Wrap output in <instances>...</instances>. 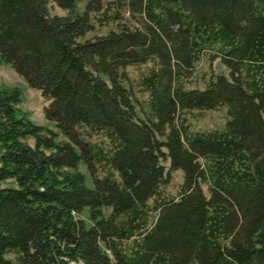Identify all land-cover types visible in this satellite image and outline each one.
Masks as SVG:
<instances>
[{"label": "trees", "instance_id": "obj_1", "mask_svg": "<svg viewBox=\"0 0 264 264\" xmlns=\"http://www.w3.org/2000/svg\"><path fill=\"white\" fill-rule=\"evenodd\" d=\"M78 1L0 0V59L48 99L57 128L0 86V264H264V0H122L139 25L89 38L105 3ZM204 45L227 73L186 88L153 72L142 110L127 66L187 63ZM219 105V130L177 121ZM83 127L104 131L108 152ZM171 169L180 188L163 197Z\"/></svg>", "mask_w": 264, "mask_h": 264}, {"label": "rangeland", "instance_id": "obj_2", "mask_svg": "<svg viewBox=\"0 0 264 264\" xmlns=\"http://www.w3.org/2000/svg\"><path fill=\"white\" fill-rule=\"evenodd\" d=\"M87 0H79L76 5V11H81ZM104 7L93 13L95 27L88 31L83 38H89L94 35L104 34L110 29H118V23L126 21L131 26L139 25V17H136L128 10L126 4H121L122 0H103ZM52 12L66 14L67 10L56 4H53ZM118 13V18L116 17ZM215 49L212 45H204L197 53L189 55L188 62H174L173 59L163 65L156 58H148L145 62L132 64L127 66L128 73L133 85V92L137 98V103L142 110L146 111L149 107L148 89L145 86L146 79L154 72L157 75H165L167 70H170L175 75L174 84L176 81L182 87H203L207 78L216 72L227 73L226 67L220 62L219 57L214 54ZM17 85L22 90L23 100L18 104L20 109L25 110L29 115L40 124L49 126L57 130L53 122L47 120L44 115V106L48 103V99L44 97L41 91L35 87L29 86L22 75H20L8 62L0 59V86ZM141 111V110H140ZM226 118L224 106H216L214 108L202 109H182L178 112L177 121H181L188 131H211L219 130L223 127ZM81 132L86 139L95 143L103 152H108L111 142L104 131L93 128H81ZM61 137V135L59 134ZM33 143V139L29 140ZM166 166L167 160H161ZM101 167V166H99ZM80 170L89 174L85 164H79ZM182 180L181 171L179 169H171L169 179L160 187V195L163 197H174L178 194L180 183ZM88 182H90L88 177ZM2 185L11 184V180L1 183ZM150 205L151 199L147 201ZM153 211H148V224L153 216ZM81 215H85L82 212ZM137 237V236H134ZM134 238L124 241L122 244L130 245ZM6 257L13 258V252L5 254Z\"/></svg>", "mask_w": 264, "mask_h": 264}]
</instances>
